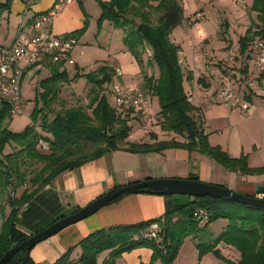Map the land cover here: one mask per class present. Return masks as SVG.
I'll use <instances>...</instances> for the list:
<instances>
[{"label": "trees", "instance_id": "trees-1", "mask_svg": "<svg viewBox=\"0 0 264 264\" xmlns=\"http://www.w3.org/2000/svg\"><path fill=\"white\" fill-rule=\"evenodd\" d=\"M12 1L0 2V16L9 10ZM180 1L97 0L101 11L97 21H108L114 28L123 30V44L140 68L143 87L157 98L160 129L183 138L184 142L171 138L153 144L130 143L127 138L133 128L131 123L139 118L126 112L129 109L109 103L111 95L106 90L114 82L115 70L105 63L86 72L77 68L72 78H69L66 69L50 65L49 77L38 82L39 91L31 113V124L19 133L9 129L10 108L0 102V195L12 193L7 198L8 213L0 212V258L31 236L17 229L19 212L24 205L61 174L118 149L142 153L198 147L200 152L229 171L243 175L264 173V168H250L246 156L232 159L220 147L210 146L207 135L193 116L195 108L187 102L183 87L185 68L177 63L179 46L170 38L172 31L184 21ZM76 2L80 5L79 0ZM249 13L254 15V19L238 40V52L243 60L239 68L241 78L233 82H241L248 73L251 41L258 38L264 42V0H253ZM86 21L84 15L83 27L67 36L79 39ZM147 51L151 53V59H145ZM145 68H155L157 76L147 75ZM78 79H84L89 86L87 105L57 113L49 120V109L59 95L61 84ZM39 141L48 145V152L40 150ZM7 147L11 150L4 153ZM188 180L197 181L193 177ZM188 206L190 209L186 210ZM197 208L208 212L204 227L216 220L228 222L216 238L195 245L199 258L211 253L223 259L225 264H232L222 257L217 248L222 243L239 253L235 264H264V209L210 197L193 198L185 205L168 209L160 219L97 230L79 242L81 252L76 261L71 258L75 246L53 264H97V258L104 252L108 255L101 264H115L124 253L140 247L151 250L149 264L157 261L172 264L183 240L196 235L201 226L193 217ZM153 223H157L158 231L155 239H149L145 237V232ZM31 249L16 253L7 264H30L28 253Z\"/></svg>", "mask_w": 264, "mask_h": 264}, {"label": "crops", "instance_id": "crops-1", "mask_svg": "<svg viewBox=\"0 0 264 264\" xmlns=\"http://www.w3.org/2000/svg\"><path fill=\"white\" fill-rule=\"evenodd\" d=\"M100 1L108 2L110 0ZM53 2L54 0H13L9 10L1 15L0 24L12 22L15 27L14 35L9 45L6 47L0 45V48H9L18 32L29 30L34 18L48 11ZM186 20L187 18L184 16L181 25L184 22L186 24ZM83 24L84 14L79 10L77 2L74 0L52 18L48 30L56 36H67L80 30ZM110 25L113 27L111 23ZM174 30L170 38L175 45H178L174 41ZM111 31V36L120 33L119 38L122 46H119L116 52L122 53L124 56L126 53L130 54L123 44V30L113 27ZM77 41L79 42V39ZM130 57L126 66H120V62L115 58L97 64L105 63L114 70L119 69L122 75L118 77L119 79L117 78V81L123 85L135 87L136 85H129L122 80L126 72L129 75L125 76L130 77L131 83L142 80L140 68L134 58L131 55ZM192 57L198 65L193 63L192 66H189L185 62L183 87L187 94L194 93L196 96L191 103L195 108L193 116L201 125L204 134L207 135L209 145L220 147L232 159L246 156L250 168H264V77L260 81L259 92L251 100L250 110L246 114H241L225 107L217 100L209 103L203 101V98L213 94L218 86L228 85L241 78L239 71L243 62L241 56L238 55L239 61L236 70H230L234 69L233 61L231 62L232 59L227 54L224 58L228 63L224 68L215 66L217 65L216 61H220L217 57L211 59L204 54H193V52ZM112 62L116 64L115 67L111 65ZM250 64L251 62L248 67ZM74 66L77 67L76 61ZM65 69L67 71V68ZM42 70L48 71L49 74L45 78L49 77V67L27 69L23 75L21 89L24 82H30ZM151 98L146 104L147 106H143L148 116L145 117L141 112V115L138 113L139 119L149 118L150 114L146 107L149 106ZM143 107L138 110H143ZM157 114L149 120L151 132L143 126L139 127L133 134L130 133L128 141L132 144H153L175 138L178 142H184L183 138L160 129ZM9 129L11 130L10 125ZM259 132L260 134H258ZM260 135L263 142L262 139L259 140ZM190 177L196 178L202 183L220 186L236 194L253 198H258L259 194L256 190L264 186V173L243 175L229 171L200 152L198 147L192 149L176 147L142 153L130 152L122 148L109 152L77 169L65 172L54 179L20 209L17 229L26 235H33L47 228L57 219L74 214L100 196L117 188L152 180H188ZM178 201L172 196L144 193L124 194L93 215L64 228L56 235L35 245L28 253L30 264H53L69 248L75 246L71 258L76 261L81 252L78 244L89 234L112 226L134 225L160 219L168 209H173ZM188 201H193V197L188 198ZM7 211L9 209L5 210L6 214ZM227 225L228 222H224L222 229L224 230ZM209 226L205 228L211 229ZM216 237L214 232L206 233L204 229L202 236L197 233L188 238L193 242L195 253L198 254L195 246L197 243L207 242ZM217 248L221 255L232 264L238 261L239 253L235 249L222 243ZM209 254L211 253L206 255ZM107 255L108 252L100 254L97 264H101ZM151 255L152 252L148 249H138L130 254H123L117 264H149ZM154 264L160 263L155 262ZM197 264L209 263L200 261Z\"/></svg>", "mask_w": 264, "mask_h": 264}, {"label": "rangeland", "instance_id": "rangeland-1", "mask_svg": "<svg viewBox=\"0 0 264 264\" xmlns=\"http://www.w3.org/2000/svg\"><path fill=\"white\" fill-rule=\"evenodd\" d=\"M79 1L80 5H78V8L85 15L87 21L85 30L79 37V42L72 51V58L76 61L77 67H66L69 78L73 77L77 68L86 72L95 69L98 62L108 61L114 58L116 61L120 62V66H126L127 62H129L131 58L130 54L126 53L124 56L122 53L116 52V49H118L119 46H122V42L119 38V32L116 33V35L111 36V30L113 27H111L110 22L103 21L98 23L97 20L100 13V6L97 0ZM252 1L253 0H181L180 4L183 9V15L187 18V20L186 24L184 22L183 25L174 30L173 37L174 41L178 44L177 46H179L180 53L185 62L189 66L196 63L192 59L193 52V54H204L211 59L217 57L220 61L217 60V65L215 66L224 68L228 63V61L224 58L227 54V56L232 59L231 62L233 61L232 66L234 69L230 70H236L239 61L238 40L245 34L250 25L251 19H254V15L249 13ZM0 2L3 3L4 0H0ZM200 7L201 9H199ZM196 14L202 15V19L198 21V27L194 25ZM152 19L155 21V16H153ZM14 28L15 27H13L12 22L9 24H0V45H4L3 47L9 45L14 35ZM145 59H147V56ZM111 65L115 67L116 64L112 62ZM145 70L147 75L154 77L157 76V70L155 68H145ZM48 74V71L42 70L39 74L35 75L30 82L23 83L21 89L22 113L11 116L10 128L13 132L19 133L30 125L31 113L35 108L36 97L39 91L38 82L45 78ZM125 75H129V73L126 72ZM125 75L122 77V80L125 81V83H128L129 85H136L135 87L144 89L143 80L131 83L130 77ZM118 79L115 78L114 82ZM88 90L89 86L84 79H78L70 81L69 83L61 84L59 95L56 101L50 106L48 119L51 120L55 114L63 113L68 109L86 106L88 103ZM106 92L111 95L110 86L107 87ZM150 98L151 95L148 93L147 104L150 101ZM109 103L112 105L114 104L112 96L109 97ZM144 109L145 108L143 107V110L139 111L138 109L131 108L126 112L131 115H138V113L141 115L142 112L144 116L147 117L148 113L144 111ZM146 109L150 114L149 118L133 120V123H131L133 127L131 131L132 134L135 130H138V128L142 126L145 127L147 131H152L150 129L151 126H149L151 123L149 120L152 119V117H154L159 111V105L156 97L151 98V102ZM197 123L199 124L198 121ZM37 130L39 131L38 128ZM258 134H260V132ZM127 139H129V137ZM261 139L260 135L259 140ZM261 141L263 142V139ZM10 150L11 149L7 147L4 153H8ZM10 193L6 192L0 195V212H3V214H6L5 210L8 209L7 198L9 195H12V193ZM172 197L179 200L176 202L175 207L178 205H185L188 203V198H190L189 196L178 195H173ZM185 209L189 210L190 206ZM224 222L227 223V220H216L212 222L213 224H209V228L211 229L208 230L204 226H199L196 234L199 233V235L202 236L205 229L206 233L210 231L211 233L214 232L218 236L223 230L222 227ZM192 244L193 242L191 239L185 238L179 247L172 264H197L198 262L200 263V261L209 264H225L223 259H218L213 254L199 258L198 254L195 253ZM142 248L148 249L146 247H140L124 254H130ZM121 257L116 259L115 264H117V261L120 260Z\"/></svg>", "mask_w": 264, "mask_h": 264}, {"label": "built area", "instance_id": "built-area-1", "mask_svg": "<svg viewBox=\"0 0 264 264\" xmlns=\"http://www.w3.org/2000/svg\"><path fill=\"white\" fill-rule=\"evenodd\" d=\"M73 1L54 0L48 11L34 18L29 30L18 32L9 48H0V102L9 106L11 116L22 113L21 83L27 69L48 68L50 65L65 69L75 65L72 51L78 41L71 36H56L48 30L52 18ZM201 19L202 15L196 14L194 25L197 26ZM249 50L251 64L246 77L241 82L218 86L215 92L205 96L203 101L209 103L217 100L225 107L241 114H246L250 110L251 100L259 92L261 76L264 75V42L254 38ZM146 56L151 59L149 51L146 52ZM177 63L183 69L186 67L180 52ZM121 75V71L116 69L115 78ZM110 88L114 104L118 108L139 109L147 104L148 93L143 88L129 87L118 81L113 82ZM195 98L194 93L187 94L188 103L191 104ZM38 146L42 152H48V145L45 142L39 141ZM258 198H264V195H259ZM193 217L202 226L206 224L209 215L205 209L197 208ZM157 231L158 225L153 223L146 229L145 237L155 239Z\"/></svg>", "mask_w": 264, "mask_h": 264}, {"label": "water", "instance_id": "water-1", "mask_svg": "<svg viewBox=\"0 0 264 264\" xmlns=\"http://www.w3.org/2000/svg\"><path fill=\"white\" fill-rule=\"evenodd\" d=\"M257 194L264 195V186L256 190ZM152 194L160 196H189L193 198L210 197L222 201L245 204L264 209V198H253L236 194L226 188L205 184L195 180L162 179L152 180L109 191L92 201L86 207L66 217H62L47 228L33 234L26 241L13 246L0 258V264H7L10 259L23 249H31L38 243L56 235L64 228L77 223L97 212L99 209L124 194Z\"/></svg>", "mask_w": 264, "mask_h": 264}]
</instances>
